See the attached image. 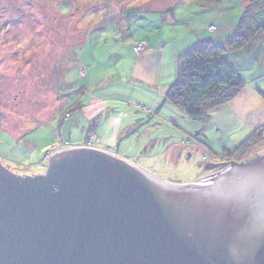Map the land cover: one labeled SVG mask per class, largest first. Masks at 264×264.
<instances>
[{
	"label": "rangeland",
	"instance_id": "1",
	"mask_svg": "<svg viewBox=\"0 0 264 264\" xmlns=\"http://www.w3.org/2000/svg\"><path fill=\"white\" fill-rule=\"evenodd\" d=\"M248 2L0 0V162L16 174L42 173L55 147H79L91 138L160 180L195 182L249 132L242 120L220 132L214 110L207 120H195L163 102L160 87L131 77L137 62L132 46L144 43L160 56L165 50L166 87L176 80L181 51L198 40L226 42ZM252 43L264 56V38ZM226 56L234 57L248 85L264 87V62L259 67L235 57L253 56L245 50ZM92 97L108 114L87 122L77 102ZM258 129L264 134V123ZM110 134L113 143L106 142ZM257 154L264 155V142L241 156Z\"/></svg>",
	"mask_w": 264,
	"mask_h": 264
},
{
	"label": "water",
	"instance_id": "2",
	"mask_svg": "<svg viewBox=\"0 0 264 264\" xmlns=\"http://www.w3.org/2000/svg\"><path fill=\"white\" fill-rule=\"evenodd\" d=\"M211 180H160L106 150L0 162V264H264V157Z\"/></svg>",
	"mask_w": 264,
	"mask_h": 264
},
{
	"label": "trees",
	"instance_id": "3",
	"mask_svg": "<svg viewBox=\"0 0 264 264\" xmlns=\"http://www.w3.org/2000/svg\"><path fill=\"white\" fill-rule=\"evenodd\" d=\"M261 35L264 36V0H249L230 39L219 44L210 39L198 40L179 56L176 80L164 92V100L192 119L207 120L211 110L236 97L245 85L242 76L226 61V54L245 48ZM259 93L264 99V92ZM263 142L264 134L257 128L223 155H243Z\"/></svg>",
	"mask_w": 264,
	"mask_h": 264
},
{
	"label": "crops",
	"instance_id": "4",
	"mask_svg": "<svg viewBox=\"0 0 264 264\" xmlns=\"http://www.w3.org/2000/svg\"><path fill=\"white\" fill-rule=\"evenodd\" d=\"M257 37L264 38V36H257ZM253 40L245 48L238 50L239 52L245 50L248 53H251V55L253 56H235V57H241V59L245 61L252 59L259 67H261L264 62V56L261 55L262 50H258V46H256L255 43H252ZM186 49H183L181 52L182 53L185 52ZM164 53L165 50L163 51L162 56H160L159 52H157L154 48L145 46L144 50L141 53H137L136 56L137 62L135 63L134 67L131 69L130 75L131 77H134L138 80L150 82L152 84L151 86L160 87V89L158 90L161 92L163 96V102H166L164 100V92L170 85L168 86L166 85L165 87L163 86V82H162L163 69L162 67H160V60L163 59ZM225 57L228 64L235 71H237L242 76V78H244L242 72L236 69V67H234V65L231 63L230 57L233 56H225ZM254 65L252 66V68L255 67ZM255 74L257 75V77L260 76V73L257 74L256 72ZM248 84L249 83L245 81L244 87L241 89V91L236 97H234L227 103L213 109L216 112V114H220L219 116L216 117L215 120L217 129L220 132L223 130H229L231 125L235 126L237 120H242L243 125L247 128L246 130H248L247 132H249L248 133L249 135L261 124L264 123V99L259 93L260 91L263 92L262 90H264V87L262 84L259 83L255 84V86ZM77 103H78V112H80L84 121L90 122L93 121L95 118L100 117L102 114H106L105 112L107 107L100 98L92 97L88 102L81 104H79V102ZM226 112H228L229 115H227ZM242 128L244 129V127H241V129ZM87 138H90V132H88L86 139ZM105 139L107 143H113L115 141L114 135L111 134ZM84 145L85 143L82 144V146ZM100 148L117 155V153L110 151L108 148H103V147ZM121 158L126 159L125 157H121Z\"/></svg>",
	"mask_w": 264,
	"mask_h": 264
},
{
	"label": "flooded vegetation",
	"instance_id": "5",
	"mask_svg": "<svg viewBox=\"0 0 264 264\" xmlns=\"http://www.w3.org/2000/svg\"><path fill=\"white\" fill-rule=\"evenodd\" d=\"M257 156H261V157L263 156L264 157V155H261V154H257ZM246 161H248V160L242 159L241 155H236V156L223 155V157L221 159H219L218 161L209 165L206 168L207 171L205 173H203V175L198 180H196L195 182H204L207 180H211L215 176H217L219 173L228 169L229 167L234 166V165L236 166L237 164H240V163H243Z\"/></svg>",
	"mask_w": 264,
	"mask_h": 264
},
{
	"label": "built area",
	"instance_id": "6",
	"mask_svg": "<svg viewBox=\"0 0 264 264\" xmlns=\"http://www.w3.org/2000/svg\"><path fill=\"white\" fill-rule=\"evenodd\" d=\"M210 29H212L211 26H210ZM132 48H133V51L134 52L139 53L140 51H142L144 49V43L136 42L135 44H133ZM63 145H61V146H63ZM86 146H88V147H94V148L96 147L95 145H93L91 143V140L88 141V143L86 144ZM57 149L59 150L60 147L59 148L58 147H55V149H53V151H58Z\"/></svg>",
	"mask_w": 264,
	"mask_h": 264
},
{
	"label": "clouds",
	"instance_id": "7",
	"mask_svg": "<svg viewBox=\"0 0 264 264\" xmlns=\"http://www.w3.org/2000/svg\"><path fill=\"white\" fill-rule=\"evenodd\" d=\"M84 146H86V144L84 145ZM86 147H88V146H86ZM71 148V147H70ZM94 148V147H93ZM95 148H99V147H95ZM64 149H66V148H64ZM100 149V148H99ZM60 150H63V149H60ZM60 150H58V151H60ZM104 150V149H103ZM54 152H57V151H54Z\"/></svg>",
	"mask_w": 264,
	"mask_h": 264
},
{
	"label": "bare ground",
	"instance_id": "8",
	"mask_svg": "<svg viewBox=\"0 0 264 264\" xmlns=\"http://www.w3.org/2000/svg\"><path fill=\"white\" fill-rule=\"evenodd\" d=\"M51 156H52V155H50L49 158H50ZM224 171H226V170H224Z\"/></svg>",
	"mask_w": 264,
	"mask_h": 264
}]
</instances>
